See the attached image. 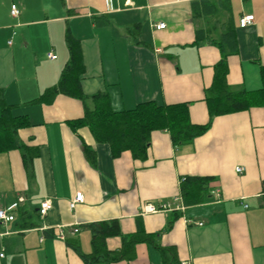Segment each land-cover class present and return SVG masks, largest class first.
<instances>
[{
	"label": "crops",
	"instance_id": "obj_1",
	"mask_svg": "<svg viewBox=\"0 0 264 264\" xmlns=\"http://www.w3.org/2000/svg\"><path fill=\"white\" fill-rule=\"evenodd\" d=\"M198 1L0 0V116L2 104L14 106V115L31 124L19 138L39 149L29 168L19 150L0 154V209L24 200L13 222H0V264H85L68 242L92 253L87 226L105 221H117L124 236L150 235L153 243L136 244L119 262L96 264H264V107L215 117L207 133L179 147L168 132L156 131L142 162L129 151L113 157L88 128L74 133L68 121L84 116L80 100L58 95L51 104H29L58 83L69 58L68 31L81 41L87 96L107 93L116 111L148 101L188 103L191 122L207 124L205 92L222 54L208 39L197 42V30L210 28L218 37L235 29L228 85L256 91L264 0H229L230 13L217 11L216 18L193 5ZM15 4L18 17L11 15ZM243 15L254 23L240 28ZM187 177L214 178L203 203L184 204L180 183ZM77 193L84 201L71 208ZM46 200L51 209L41 217ZM107 247L123 250L121 237L108 238Z\"/></svg>",
	"mask_w": 264,
	"mask_h": 264
},
{
	"label": "trees",
	"instance_id": "obj_2",
	"mask_svg": "<svg viewBox=\"0 0 264 264\" xmlns=\"http://www.w3.org/2000/svg\"><path fill=\"white\" fill-rule=\"evenodd\" d=\"M193 5H202L206 17H218L217 11L230 13L229 0H201ZM229 25V23L227 24ZM208 39L221 50L222 58L215 65L213 83L205 92V100L209 110V122L205 125H195L191 122L188 103L158 104L148 101L138 104L130 110L116 111L112 108L110 97L105 92L87 96L83 91L82 80L86 73L81 41L70 32L66 33V45L69 52L68 61L60 75L58 83L47 89L30 105L51 104L58 95L80 100L85 106L82 118L68 121L74 133L82 128H88L97 143L107 144L113 157L129 151L133 158L145 161L151 147V137L156 131H166L170 134L175 147L192 143L209 131L215 117L247 111L252 107H264V65L260 68L261 88L256 91L232 90L227 82L229 72L228 57L237 51L235 29L230 26L218 37L210 28L197 30L196 40ZM2 101V100H1ZM90 104V106H89ZM0 116V154L19 150L26 168L32 166L38 157L37 147L27 146L19 138V131L30 126L24 116L14 115V106L2 104ZM83 151L88 161L95 160V152L83 140ZM212 177H187L180 183L181 197L186 206L198 205L204 202ZM92 232V253L84 254L77 241L68 245L80 255L85 264H96L100 261L119 262L132 254L138 243H153L150 235L136 233L124 236L117 221L93 223L87 226ZM121 237L123 250L110 251L107 239ZM163 250L166 255V250ZM178 264V263H174Z\"/></svg>",
	"mask_w": 264,
	"mask_h": 264
},
{
	"label": "built area",
	"instance_id": "obj_3",
	"mask_svg": "<svg viewBox=\"0 0 264 264\" xmlns=\"http://www.w3.org/2000/svg\"><path fill=\"white\" fill-rule=\"evenodd\" d=\"M11 15L13 17H18L20 15V10L18 8V6L12 5L11 7ZM254 16L253 15H243L240 20H239V27L240 28H246L247 26L251 25L254 23ZM158 29H164L165 25L164 24H159L157 26ZM50 59H56L57 57L49 54L48 56ZM243 171V168H237V172L241 173ZM24 200L23 199H19V202L17 204L12 205L11 207L7 208V209H0V222L1 223H9V222H13L15 220V215H14V211L16 209H18L19 204L22 203ZM84 201V196L82 193H77L72 204H71V208H74L76 206V204L81 203ZM166 207L169 206H162V209H165ZM51 209V202L49 200L44 201L39 209V215L41 217H45L49 210ZM146 212H151V213H155L159 211V208L155 207V206H147L145 208ZM202 225V224H200ZM74 232H78V229H75ZM61 238H63L62 235H60ZM4 255L1 254V257H3Z\"/></svg>",
	"mask_w": 264,
	"mask_h": 264
},
{
	"label": "rangeland",
	"instance_id": "obj_4",
	"mask_svg": "<svg viewBox=\"0 0 264 264\" xmlns=\"http://www.w3.org/2000/svg\"><path fill=\"white\" fill-rule=\"evenodd\" d=\"M233 4H238V0L236 1V0H233Z\"/></svg>",
	"mask_w": 264,
	"mask_h": 264
}]
</instances>
